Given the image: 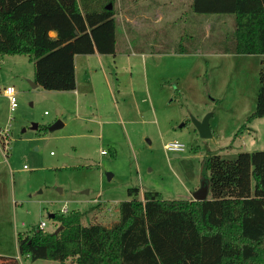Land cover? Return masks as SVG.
<instances>
[{
	"label": "rangeland",
	"instance_id": "obj_1",
	"mask_svg": "<svg viewBox=\"0 0 264 264\" xmlns=\"http://www.w3.org/2000/svg\"><path fill=\"white\" fill-rule=\"evenodd\" d=\"M130 3L131 0L113 2L115 19L120 24L125 23L124 15H128V11L122 10ZM226 21L219 29L229 35L233 24ZM221 22L214 17L204 19V25ZM117 33L124 35L122 28ZM185 34L191 35L189 30ZM192 38L194 41L195 34ZM216 43L215 38L205 40L203 46L210 48ZM182 44L196 45L187 40ZM176 45L173 42L169 46ZM120 46L118 40V49L123 50ZM80 61L78 58L79 86L82 77L87 79L89 75ZM259 68L258 55L203 52L195 56H171L156 69L162 83L152 97L158 125H145L142 131H129L128 136L119 128L111 139L109 135L101 138L85 135L71 95L33 88L30 84L33 66L26 56H0V86L12 85L17 100L16 107L5 112L9 116L6 154L11 171L4 174L7 183L0 189V256L19 255L17 233L29 231L40 222L46 223L44 232H54L59 223L49 215L61 213L64 207L67 214L86 212L82 218L84 225L110 226L117 220L118 204L130 200L129 188L137 187L140 196L143 190H154L164 200H192L193 193L208 176L202 166L204 157L220 154L233 159L240 152L263 151L264 118H254L247 124L255 108ZM96 69L97 75L92 76L95 80L100 77ZM117 106L122 109L118 97ZM92 107L93 104L88 115L87 109L80 110L81 118L93 117L96 109ZM105 112L108 118L114 117L111 99ZM209 114L211 137L202 138L193 120L201 121ZM56 121L64 125L50 131L48 127ZM32 124L37 128L32 129ZM244 124L249 129L237 134ZM88 127L95 131V125L88 123ZM171 141L184 146L178 156L163 147ZM101 150H106V154ZM21 257L22 264H50Z\"/></svg>",
	"mask_w": 264,
	"mask_h": 264
},
{
	"label": "trees",
	"instance_id": "obj_2",
	"mask_svg": "<svg viewBox=\"0 0 264 264\" xmlns=\"http://www.w3.org/2000/svg\"><path fill=\"white\" fill-rule=\"evenodd\" d=\"M114 1L0 0V56L24 55L40 88L72 91L75 55L114 53ZM190 8L222 22L209 23L207 31L193 28L200 35L186 40L196 45L179 43L173 53L260 56L255 108L247 124L264 118V0H192ZM227 18L233 24L229 35L219 29ZM214 38L216 46L204 48L203 42ZM247 124L237 134L249 129ZM202 166L208 173L205 200H164L154 190L140 196L132 187L110 226L84 225L86 212L53 214L61 229L44 232L35 226L17 233L18 253L58 264H264V150L240 152L233 159L208 155ZM0 264L20 263L0 256Z\"/></svg>",
	"mask_w": 264,
	"mask_h": 264
},
{
	"label": "crops",
	"instance_id": "obj_3",
	"mask_svg": "<svg viewBox=\"0 0 264 264\" xmlns=\"http://www.w3.org/2000/svg\"><path fill=\"white\" fill-rule=\"evenodd\" d=\"M191 4L192 0H131V3L122 10L123 12L128 11L127 17L124 15L125 23L121 21L120 24V21L116 19L114 53L100 54L94 51L92 54L74 56L75 89L64 93L73 97L76 118L81 121L82 130L86 129L85 135L91 137L97 135L100 138L109 135L108 137L114 139V134L118 133L119 128L122 129L124 135L128 136L129 131H142L145 125L155 123L158 125L152 97L157 93V88L162 87V83L160 77L156 74V69L171 56L199 55L200 53L175 54L173 48L169 45L173 42L179 44L185 41L188 36L185 34L187 30H190L191 34H195L193 28L199 26L203 30L204 27V29L209 27V24L204 25L205 18L202 15L198 16L191 12ZM209 17L215 19L216 16ZM212 26L218 27L219 24ZM119 28H122L124 35L117 33ZM180 29L183 30V33L179 32ZM53 34V32L50 33V35ZM130 39L132 46L130 45ZM118 40L123 50L118 49ZM160 49L165 52L156 53L154 51ZM78 58L82 60L80 62L85 64V68H88L89 72L87 79L82 77L83 83L80 86L77 80V71L80 69L77 63ZM96 67L100 71V77H97V80L92 77L97 75ZM7 86L12 85L8 84ZM5 87L0 86V189L7 183L4 174L11 171L9 157L6 154L8 150L6 144L9 143L6 122L9 116L5 112L7 108L10 109V105L4 93ZM116 96L125 113L117 106ZM110 99L115 109L112 119L108 118L107 112H105ZM92 104L97 115L90 112L93 117L88 118V110H90ZM141 107H144V109ZM82 109H87V115L82 116L83 118H81L79 112ZM148 115H151V117H148ZM88 123L95 125L94 132H91ZM113 153H115V150ZM1 202L2 195H0ZM24 256L34 262L28 255ZM16 258L22 264L21 255H17ZM38 261L58 264L47 260Z\"/></svg>",
	"mask_w": 264,
	"mask_h": 264
},
{
	"label": "water",
	"instance_id": "obj_4",
	"mask_svg": "<svg viewBox=\"0 0 264 264\" xmlns=\"http://www.w3.org/2000/svg\"><path fill=\"white\" fill-rule=\"evenodd\" d=\"M106 9H111V5L109 4L108 6H106ZM30 84L33 88L38 86L34 81H31ZM210 116H211L210 114L206 115L201 121L193 120L195 127H196L200 137H202V138H210L211 137V132H210V128H209ZM61 126H62V123L60 121H56L54 124L49 126L48 129L50 131H52V130H55ZM36 128H37V125L32 124V129H36ZM174 156H178V155L174 154ZM207 192H208L207 186L204 185V182H202L201 188L193 193L192 200L193 201L205 200L207 197ZM49 217L53 218V214H50ZM60 229H61V227H58V229L55 231V233H57Z\"/></svg>",
	"mask_w": 264,
	"mask_h": 264
},
{
	"label": "built area",
	"instance_id": "obj_5",
	"mask_svg": "<svg viewBox=\"0 0 264 264\" xmlns=\"http://www.w3.org/2000/svg\"><path fill=\"white\" fill-rule=\"evenodd\" d=\"M4 93L9 100L10 109L13 110L17 105L16 92H15L14 87L13 86H6L4 88ZM163 147L166 151L174 153V154H178V153H181L184 151L183 144L178 142V141L167 142L164 144ZM101 153L105 154L106 150H101ZM61 213L67 214V208H65V207L62 208ZM37 227H38V229L44 231V228L46 227V223L40 222V223H38Z\"/></svg>",
	"mask_w": 264,
	"mask_h": 264
}]
</instances>
